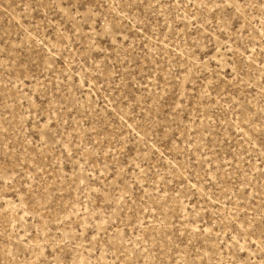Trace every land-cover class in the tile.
I'll list each match as a JSON object with an SVG mask.
<instances>
[{"label": "rangeland", "instance_id": "obj_1", "mask_svg": "<svg viewBox=\"0 0 264 264\" xmlns=\"http://www.w3.org/2000/svg\"><path fill=\"white\" fill-rule=\"evenodd\" d=\"M0 264H264V0H0Z\"/></svg>", "mask_w": 264, "mask_h": 264}]
</instances>
